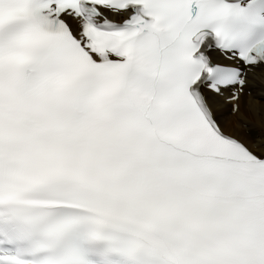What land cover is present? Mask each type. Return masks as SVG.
Returning a JSON list of instances; mask_svg holds the SVG:
<instances>
[{"label":"snow or ice","instance_id":"1","mask_svg":"<svg viewBox=\"0 0 264 264\" xmlns=\"http://www.w3.org/2000/svg\"><path fill=\"white\" fill-rule=\"evenodd\" d=\"M264 0H0V264H264Z\"/></svg>","mask_w":264,"mask_h":264},{"label":"bare ground","instance_id":"2","mask_svg":"<svg viewBox=\"0 0 264 264\" xmlns=\"http://www.w3.org/2000/svg\"><path fill=\"white\" fill-rule=\"evenodd\" d=\"M260 106L264 107V100L260 101Z\"/></svg>","mask_w":264,"mask_h":264}]
</instances>
